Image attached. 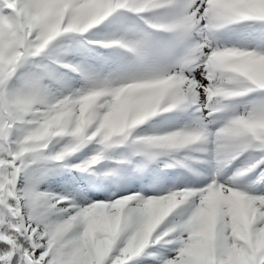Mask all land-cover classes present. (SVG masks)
<instances>
[{
	"label": "snow or ice",
	"instance_id": "obj_1",
	"mask_svg": "<svg viewBox=\"0 0 264 264\" xmlns=\"http://www.w3.org/2000/svg\"><path fill=\"white\" fill-rule=\"evenodd\" d=\"M0 264H264V0H0Z\"/></svg>",
	"mask_w": 264,
	"mask_h": 264
},
{
	"label": "trees",
	"instance_id": "obj_2",
	"mask_svg": "<svg viewBox=\"0 0 264 264\" xmlns=\"http://www.w3.org/2000/svg\"><path fill=\"white\" fill-rule=\"evenodd\" d=\"M58 179H60V177H52L50 183L52 185H55V181L58 180Z\"/></svg>",
	"mask_w": 264,
	"mask_h": 264
}]
</instances>
